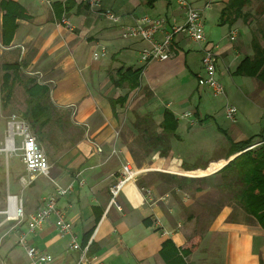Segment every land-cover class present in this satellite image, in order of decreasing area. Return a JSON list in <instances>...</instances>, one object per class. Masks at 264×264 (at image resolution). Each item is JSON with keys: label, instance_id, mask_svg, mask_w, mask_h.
Returning <instances> with one entry per match:
<instances>
[{"label": "crops", "instance_id": "0c3cea01", "mask_svg": "<svg viewBox=\"0 0 264 264\" xmlns=\"http://www.w3.org/2000/svg\"><path fill=\"white\" fill-rule=\"evenodd\" d=\"M12 1L22 6L27 16L17 19L10 43L4 44L5 10L0 7V54L5 62H20L25 75L47 85L52 101L68 115L71 125L65 140L60 141L62 149L48 151L49 177L27 172L18 149L21 139L16 137L17 149L7 152L3 149L6 136L1 134L0 152L6 160L4 165L0 161V264H32L19 242L21 238L26 245L52 255L51 264L77 263L79 253L69 249V235H59L54 216L37 232H29L26 221L41 207L42 199L54 193L56 185L69 184L73 185L72 191L61 197L58 205L71 221L77 241L89 243L88 256L95 257L92 264H164L159 253L164 241L170 240L180 250L197 233L202 236L198 247L186 257L179 252L186 264H264V230L240 205L228 200L207 222L204 213L199 215L200 204L194 199L206 192L215 193V197L218 191L223 193L221 182H211L216 176L221 177L220 169L238 153L228 157L230 143L225 140L226 147L216 157L209 155L214 148H206L200 154L202 162L190 159L189 154H177L178 144H183V150L196 145L183 136L181 118L191 135L205 131L209 123L216 125L206 96L210 89L198 85L203 75V45L177 33L170 59L144 63L140 51L145 43L121 37L120 25L132 24L144 15L164 16L167 29L183 24L185 16L175 0H101L99 6L81 0H51L50 4L43 0ZM189 1L201 11L204 26L208 18L214 20V26L205 30V37L217 45L216 78H227L237 88L235 79L241 78L253 89L252 93L262 92L251 100L256 116L247 106L250 94L246 101L240 98L235 102L250 127L248 135H241L236 128L230 136L217 125L214 137L229 138L234 143L251 136L264 138V86L254 77L234 74L243 58L253 54V25H245L242 19L232 25L220 24V11L227 0ZM106 10L119 16L120 22L112 23L104 14ZM63 16L71 22L72 29L59 23ZM242 27L244 40L240 38ZM232 30L236 31V38L231 42ZM162 37V32L157 35L158 40ZM103 48L104 54L94 59V52L101 53ZM127 68H142L141 89L130 91L126 83H116L118 71ZM19 87L20 84L14 88L13 97L19 94ZM143 89L152 96L140 100ZM127 93L126 103L113 104ZM22 96L24 99L25 93ZM179 106L188 108L184 113L189 112V118L177 116ZM165 110H170L178 120V138H172L168 155L159 157L153 151L148 155L149 162L138 166L133 156L138 137L135 114L151 113L156 130L161 132L159 124ZM5 112L21 114L9 107ZM190 119L198 123L192 125ZM203 145L216 146L215 138ZM126 162L144 171L122 187L117 197L121 207L118 209L110 205V187L120 177ZM191 177L200 179L202 187L192 189L188 184ZM142 187L148 188L150 195L141 191ZM8 195L17 196L23 203L25 217L21 221L6 219ZM203 207L208 210V206ZM206 224L208 227L202 229ZM164 230L168 233L164 234Z\"/></svg>", "mask_w": 264, "mask_h": 264}, {"label": "trees", "instance_id": "16d2710c", "mask_svg": "<svg viewBox=\"0 0 264 264\" xmlns=\"http://www.w3.org/2000/svg\"><path fill=\"white\" fill-rule=\"evenodd\" d=\"M252 1L227 0L225 7L220 11L219 23L232 25L240 18L246 21L249 14L244 9ZM0 7L5 10L2 39L4 44H9L18 25L17 19L21 16H27V14L22 6L12 0H1ZM259 33L262 39L255 32L252 33L251 47L253 54L246 55L243 58L234 74L254 77L264 83V29L259 30ZM22 67L23 65L17 61L1 64L3 74L1 75L0 94L3 107H8L13 98L14 88L16 85L21 84L25 93V109L21 112V116L31 124L38 141L42 142L46 137H49V132L54 127L62 132L69 129L71 121L68 115L60 112L52 101L50 88L45 84H39L36 78L25 75ZM141 73L142 68L137 70L132 68L120 69L116 83L120 85L126 83L130 91L137 88L141 89ZM143 94L146 98L152 96L150 91L144 89ZM127 99L128 93L119 97L113 104L123 105ZM159 126L162 129L161 132L156 130L151 113L135 114L134 127L138 133L135 140L137 152L143 151L146 156L153 151L159 157L168 155L171 151L172 138H178L176 134L178 120L170 110H165L163 120ZM255 138L256 136H251L247 140L235 143L227 138L230 143L228 157L238 154L220 169L222 180L220 185L223 186L225 198L240 205L244 213L252 217L264 230V138L259 136V146L254 148L252 146ZM135 152L133 151L134 158ZM141 162L143 161L138 160L136 164L140 166ZM193 169L195 167L190 170ZM201 238V233L195 234L186 247L180 250L170 240L164 241L159 251L164 264H186L181 254L186 257L192 253L198 247Z\"/></svg>", "mask_w": 264, "mask_h": 264}, {"label": "built area", "instance_id": "2783aa9c", "mask_svg": "<svg viewBox=\"0 0 264 264\" xmlns=\"http://www.w3.org/2000/svg\"><path fill=\"white\" fill-rule=\"evenodd\" d=\"M43 1L48 4L51 3V0ZM81 1L90 6H99L101 0ZM175 2L177 8L185 16L183 24H173L170 29H167L168 22L164 16L144 15L132 24L120 25L121 37L124 39L143 41L145 45L140 51V59L144 63H149L152 61H165L170 59L173 56L172 41L175 34H185L189 40L203 45L201 57L203 75L199 77L198 85L210 89L214 97L224 96L226 93L225 88L216 78L217 45L206 40L204 19L201 11L195 8L189 0H175ZM104 14L112 23L120 22L119 16L112 11L106 10ZM59 23L65 25L68 29H72L73 27L71 22L64 16L60 19ZM161 32L163 33V37L158 40L157 35ZM235 38L236 31L232 30L229 34V40L232 42ZM104 51L105 49L103 48L101 53L94 52L93 58L97 59L100 55L104 54ZM237 113L238 108L235 105H227L223 109V115L231 122H236ZM181 117L189 118L190 113L185 112L181 114ZM190 123L193 125L196 121L190 119ZM16 137L21 139V144L18 149L21 151V159L26 171L30 174L49 177L50 164L48 158L41 144L38 142L31 124L19 114H11L6 122V137L3 149L7 152L15 151V149H17L15 146ZM143 171V168L136 167L130 162H126L122 165L120 177L115 184L110 187V205H114L118 209H121L117 201L120 190L128 182L134 181ZM72 189V184L67 186L56 185L54 193L44 197L41 207L30 214L26 219L28 231L37 232L41 230L44 223L47 222L51 216H54L55 226L59 235H69L71 238L69 249L79 253L76 264H92L95 261V257L93 256L90 258L88 256L90 248L89 243L83 245L77 241L76 234L72 230L71 221L67 218L64 209L58 205L59 199L72 191ZM140 190L150 195V190L148 188L142 187ZM4 213L6 214V219L21 221L25 217L23 203L17 196L8 195L7 208ZM163 233L167 234L168 232L164 230ZM19 242L24 247L26 256L32 264H51L54 261L52 255L36 247L26 245L24 238H21Z\"/></svg>", "mask_w": 264, "mask_h": 264}, {"label": "rangeland", "instance_id": "374dc122", "mask_svg": "<svg viewBox=\"0 0 264 264\" xmlns=\"http://www.w3.org/2000/svg\"><path fill=\"white\" fill-rule=\"evenodd\" d=\"M244 11H246L249 15L246 18V21L243 18H240V19L243 20L245 25H248V23L252 24L253 28H254V32L256 30V32H255L256 35L260 39H262L261 34L259 33V30L264 29V2H262V0H253L250 5L245 7ZM242 20H240L239 23H242ZM212 26H214V20L212 18H208L206 20V23H205V30L209 27H212ZM223 31L226 32L227 29L224 28ZM245 35H246L245 29L242 27L240 38L242 40H244L246 38ZM262 43H263V41H262ZM5 61H6V58L4 57V55L0 54V84L2 81L1 75L3 74L1 64ZM220 81L226 90L227 96L224 95V96L214 97L209 90L205 89V90H207L206 96H207L208 104L211 105V112L215 116V119H216L215 120L216 125L213 123H209L205 126V127H207V129L205 131H202L201 133H198L195 135L188 134V128H187L188 125H187L185 119H182L181 115H180V114H182V112L184 113V111L188 108L183 107V106H179V108L177 110L178 111L177 116L178 117L180 116L181 119L179 120V122H180L181 126L184 127L182 134L185 138H187L186 139L187 142L190 141L192 143H196V145L192 146L193 149L183 150V144H181V145L178 144L179 146L177 145V147H178L177 148V154H180V155L189 154L190 159L194 160L196 158L194 161L202 162V160L204 158H200V156L202 154H204L203 151L206 148H214L212 150L211 154H210L211 151L209 150L210 157H216L217 155L222 153V151H223L222 149L224 147H226V144H227L226 142L228 141V139L227 138L224 139L222 137H214L213 132L214 133L216 132L217 125L219 127H221L223 130H225L228 133V135H230V136L232 135V131L235 130L236 128H238L240 130L239 132L241 135H243V133H245L244 135H248L250 127L245 122V115L242 113V110L240 109V107L237 104H235V102L240 101V98L243 100V102L246 101L248 98L247 95L250 94L249 98H248L247 106H248L249 111L253 114V116H256L257 113L255 111H253V109H255V108H254V106H252L251 100L256 98L260 93L262 94V92H259L258 90H254V92L252 93L253 89L250 87L249 84H245V81H243L241 78L235 79L236 84L239 85V88L234 86L233 83L230 82V80H228L227 78L222 77V78H220ZM259 84L261 87L264 86L263 82H260ZM21 94L24 95L22 85H21V87H19V94H17V96L15 94V97L12 98L11 103L8 105V107L10 109L20 111V112H22L25 109V102H24L23 96ZM143 95L144 94H142V96H140V98H141L140 100H143V98H144ZM262 98H264V97H262ZM227 105H235L239 109L238 113H237L236 122H231L230 120L225 119V117L221 114L223 112L224 107ZM0 106H1L0 107L1 108V110H0V122H1L0 136H1V134H4V133L6 136V132H4L5 131V122H7L9 116L11 114H14V113L9 112V114H8L5 112V108L3 107V104L1 101V94H0ZM16 114H18V113H16ZM144 114H146V113H144ZM197 123L198 122H196L193 125H196ZM54 128L52 131L49 132V137H46L45 140L42 142L38 141L39 143H41V146H42L47 158H49L48 156L51 154L48 152L50 149H53L54 151H56L57 149H62L61 147L63 146V144H60V141L65 140L64 137L67 135V132H69V129L62 132L59 129H57V128L54 129ZM216 135H217V133H216ZM220 136H222V135H220ZM214 138H215L216 146L208 145V147L207 146L205 147L203 145V143L214 140ZM225 140H226V142H225ZM259 140H260V138H255V140L253 142L254 143L253 146L254 145H256V146H254V148L259 146V144H258ZM1 146L2 145H0V147ZM136 146H133L134 149ZM148 157L149 156L146 157V155L143 154V151L142 152L141 151L135 152L136 163H138V160L139 161L142 160L143 162H149ZM0 158H1L0 161L4 165V162L6 160V156L4 154H2V152H0ZM143 162H141V164ZM150 164H153V163L150 162ZM190 179H191V181L188 184L192 189L197 187V186H199L201 188L202 185L204 184L203 182H200V179H198L196 177H191ZM220 179H221V177L219 178V176H216L214 179L215 181L214 182L212 181L213 183L211 182V184H215V183L218 184L219 182H221ZM3 181H5V177L3 178ZM222 192H224V190ZM223 194L224 193L220 194L218 191V193L216 195L218 197H215V193H213V192H206L200 198H196L194 196L195 202L198 205L200 204V207H199V209H200L199 213L200 214L199 215H202L204 213L205 214L204 217L207 220V222H208V220L211 219L210 216H212L213 213H215L216 211H218L220 209V206L222 204L228 203L229 199L225 198V196ZM203 205L208 206V210L206 208H204ZM206 227H208L207 224L202 226L201 228L203 229Z\"/></svg>", "mask_w": 264, "mask_h": 264}, {"label": "water", "instance_id": "95a60500", "mask_svg": "<svg viewBox=\"0 0 264 264\" xmlns=\"http://www.w3.org/2000/svg\"><path fill=\"white\" fill-rule=\"evenodd\" d=\"M232 160V159H231Z\"/></svg>", "mask_w": 264, "mask_h": 264}]
</instances>
